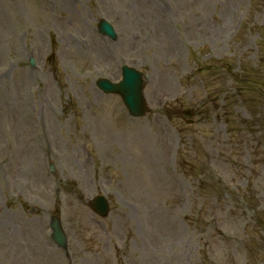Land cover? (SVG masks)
Listing matches in <instances>:
<instances>
[{"label": "rangeland", "instance_id": "1", "mask_svg": "<svg viewBox=\"0 0 264 264\" xmlns=\"http://www.w3.org/2000/svg\"><path fill=\"white\" fill-rule=\"evenodd\" d=\"M0 264H264V0H0Z\"/></svg>", "mask_w": 264, "mask_h": 264}, {"label": "water", "instance_id": "2", "mask_svg": "<svg viewBox=\"0 0 264 264\" xmlns=\"http://www.w3.org/2000/svg\"><path fill=\"white\" fill-rule=\"evenodd\" d=\"M100 29L111 38H117L115 30L109 22L102 20L100 23ZM122 71L123 76L119 82H114L108 78H101L97 81V85L104 92L120 94L132 116H144L148 111L143 93V87L145 84L144 73L137 68L128 65H124ZM92 208L100 215L106 216L109 212L107 199L103 195H97L92 202ZM52 227L55 240L60 246L66 247V237L63 233L60 219L58 217H53Z\"/></svg>", "mask_w": 264, "mask_h": 264}]
</instances>
